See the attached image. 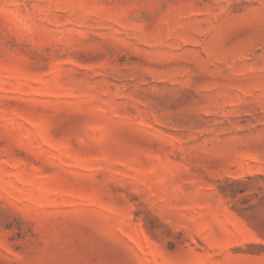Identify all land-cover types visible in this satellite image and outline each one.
<instances>
[{"label":"rangeland","instance_id":"rangeland-1","mask_svg":"<svg viewBox=\"0 0 264 264\" xmlns=\"http://www.w3.org/2000/svg\"><path fill=\"white\" fill-rule=\"evenodd\" d=\"M0 264H264V0H0Z\"/></svg>","mask_w":264,"mask_h":264}]
</instances>
